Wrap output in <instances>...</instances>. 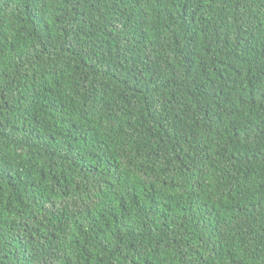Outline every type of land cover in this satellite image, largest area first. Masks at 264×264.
I'll use <instances>...</instances> for the list:
<instances>
[{"label": "trees", "instance_id": "obj_1", "mask_svg": "<svg viewBox=\"0 0 264 264\" xmlns=\"http://www.w3.org/2000/svg\"><path fill=\"white\" fill-rule=\"evenodd\" d=\"M0 264H264V0H0Z\"/></svg>", "mask_w": 264, "mask_h": 264}]
</instances>
